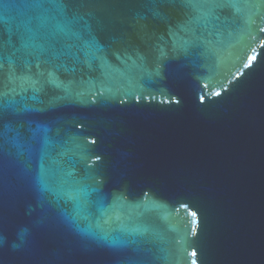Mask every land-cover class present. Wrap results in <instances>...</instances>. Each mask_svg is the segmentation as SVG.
Returning <instances> with one entry per match:
<instances>
[{
  "label": "water",
  "instance_id": "water-1",
  "mask_svg": "<svg viewBox=\"0 0 264 264\" xmlns=\"http://www.w3.org/2000/svg\"><path fill=\"white\" fill-rule=\"evenodd\" d=\"M0 264H264V0H0Z\"/></svg>",
  "mask_w": 264,
  "mask_h": 264
},
{
  "label": "snow or ice",
  "instance_id": "snow-or-ice-1",
  "mask_svg": "<svg viewBox=\"0 0 264 264\" xmlns=\"http://www.w3.org/2000/svg\"><path fill=\"white\" fill-rule=\"evenodd\" d=\"M251 62V61H250Z\"/></svg>",
  "mask_w": 264,
  "mask_h": 264
}]
</instances>
